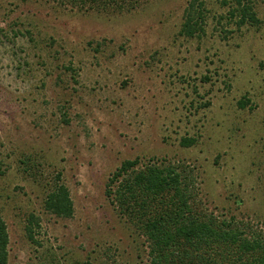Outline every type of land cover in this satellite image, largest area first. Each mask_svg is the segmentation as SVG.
<instances>
[{"label":"rangeland","instance_id":"rangeland-1","mask_svg":"<svg viewBox=\"0 0 264 264\" xmlns=\"http://www.w3.org/2000/svg\"><path fill=\"white\" fill-rule=\"evenodd\" d=\"M189 1L0 0L7 264H149L137 218L105 193L126 160L184 166L194 208L264 231V0L240 27L233 0H199L187 36ZM56 183L70 216L45 208Z\"/></svg>","mask_w":264,"mask_h":264},{"label":"trees","instance_id":"trees-1","mask_svg":"<svg viewBox=\"0 0 264 264\" xmlns=\"http://www.w3.org/2000/svg\"><path fill=\"white\" fill-rule=\"evenodd\" d=\"M81 4L97 1L120 6L138 0H60ZM227 4V0H222ZM229 15L235 17L237 27L258 23L249 0H233ZM97 5H100L98 3ZM180 31L193 36L202 30L205 21L203 3L190 0L184 10ZM193 138H182L181 145L189 146ZM137 160H126L111 175L106 184V196L122 212L135 216L138 228L148 242L149 264H264V231L227 222L193 206L189 177L184 166L170 162L134 168ZM190 174V173H189ZM117 182V184L115 183ZM116 185H115V184ZM45 208L59 216H70L73 205L68 189L55 184L44 201ZM33 215L27 220L26 235L34 238ZM8 262V234L0 219V264Z\"/></svg>","mask_w":264,"mask_h":264}]
</instances>
